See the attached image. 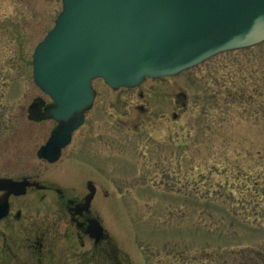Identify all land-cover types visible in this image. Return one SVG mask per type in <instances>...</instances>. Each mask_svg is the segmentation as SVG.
Returning a JSON list of instances; mask_svg holds the SVG:
<instances>
[{
    "label": "rangeland",
    "instance_id": "rangeland-1",
    "mask_svg": "<svg viewBox=\"0 0 264 264\" xmlns=\"http://www.w3.org/2000/svg\"><path fill=\"white\" fill-rule=\"evenodd\" d=\"M61 10V0H0V178L92 180L112 241L108 260L87 264H264L254 199L264 195V42L135 88L96 80L85 124L49 164L37 153L56 124L29 113L36 99L52 104L34 82L33 53ZM25 200L10 255L0 238V264L26 258L39 218L36 196Z\"/></svg>",
    "mask_w": 264,
    "mask_h": 264
},
{
    "label": "water",
    "instance_id": "water-1",
    "mask_svg": "<svg viewBox=\"0 0 264 264\" xmlns=\"http://www.w3.org/2000/svg\"><path fill=\"white\" fill-rule=\"evenodd\" d=\"M62 3L54 28L33 55L34 82L54 101L47 116L60 123L37 153L49 163L60 159L84 124L95 79L114 89L137 87L146 77L173 76L220 53L264 42V0ZM27 185L0 178L7 198L25 195ZM8 206H0V219Z\"/></svg>",
    "mask_w": 264,
    "mask_h": 264
},
{
    "label": "flooded vegetation",
    "instance_id": "flooded-vegetation-1",
    "mask_svg": "<svg viewBox=\"0 0 264 264\" xmlns=\"http://www.w3.org/2000/svg\"><path fill=\"white\" fill-rule=\"evenodd\" d=\"M46 108L47 105L38 101L31 113L45 118L48 114ZM55 124V128L60 125L59 122ZM12 179L27 181L28 185L25 195H11L7 198V192L0 191V206L6 201L9 205L7 215L0 219V238L5 239L8 255L16 241L14 236L11 241H7L8 233L15 230L23 219V208L28 203L25 198L35 195L38 206L35 210L39 220L34 219L36 222L33 221L32 229L27 232L29 237L25 249L28 252L19 264H56L62 255L76 257L80 264H87L96 256L108 260L112 240L100 209V192L92 180L79 185L69 182L61 186L56 180L43 181L37 175ZM3 249L6 252L5 247ZM111 258L117 259V256Z\"/></svg>",
    "mask_w": 264,
    "mask_h": 264
},
{
    "label": "trees",
    "instance_id": "trees-1",
    "mask_svg": "<svg viewBox=\"0 0 264 264\" xmlns=\"http://www.w3.org/2000/svg\"><path fill=\"white\" fill-rule=\"evenodd\" d=\"M254 185H258V183H254ZM259 186V185H258ZM255 194V193H254ZM255 203L258 205V207L260 206V208H264V206L262 205H260V204H264V195L263 196H260V197H258V195H255ZM258 207H256V208H258ZM257 211H259L258 209H257ZM261 211H263V213H264V209L263 210H261ZM258 218V217H257ZM247 219H252V217H248ZM260 225H264V223H262L261 222V224ZM261 258V257H260ZM262 259V258H261ZM253 260H248V262L247 263H240V264H252L251 262H252Z\"/></svg>",
    "mask_w": 264,
    "mask_h": 264
}]
</instances>
